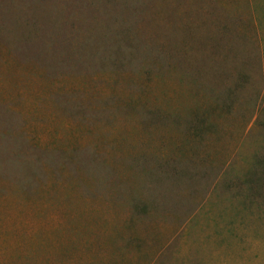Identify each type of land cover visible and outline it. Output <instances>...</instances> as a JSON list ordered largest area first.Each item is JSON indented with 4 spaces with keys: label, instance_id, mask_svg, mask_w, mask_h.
<instances>
[{
    "label": "rangeland",
    "instance_id": "1",
    "mask_svg": "<svg viewBox=\"0 0 264 264\" xmlns=\"http://www.w3.org/2000/svg\"><path fill=\"white\" fill-rule=\"evenodd\" d=\"M0 264H264V0H0Z\"/></svg>",
    "mask_w": 264,
    "mask_h": 264
}]
</instances>
